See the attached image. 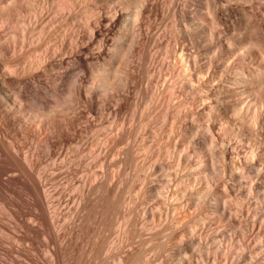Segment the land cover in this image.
I'll return each instance as SVG.
<instances>
[{"label": "rangeland", "instance_id": "rangeland-1", "mask_svg": "<svg viewBox=\"0 0 264 264\" xmlns=\"http://www.w3.org/2000/svg\"><path fill=\"white\" fill-rule=\"evenodd\" d=\"M16 2L0 264H264V0Z\"/></svg>", "mask_w": 264, "mask_h": 264}, {"label": "bare ground", "instance_id": "bare-ground-1", "mask_svg": "<svg viewBox=\"0 0 264 264\" xmlns=\"http://www.w3.org/2000/svg\"><path fill=\"white\" fill-rule=\"evenodd\" d=\"M17 0H0V31L1 32H5V31H3L2 29H3V27L5 26V24H6V22H8V21H10L14 16H15V13H14V8H13V5H15V4H13V2L14 3H17L16 2ZM21 3L20 5H22V8L21 9H23V14L25 15V13L27 12V8L29 7V3H30V0H18V3ZM13 4V5H12ZM66 5V4H65ZM19 9V8H18ZM5 23V24H4ZM0 32V33H1ZM1 35V34H0ZM5 35V34H4ZM3 36V35H2ZM6 36V35H5ZM5 36H3L4 38H5ZM8 37H9V35H7ZM7 36H6V38H7ZM5 38V39H6ZM5 39H3V40H5ZM7 40V39H6ZM8 40H10V39H8ZM7 40V41H8ZM2 41V40H1ZM15 41V40H14ZM14 41H12L13 43H16V42H14ZM10 42V41H9ZM21 42V41H20ZM23 42H24V40H23ZM1 43V42H0ZM11 43V42H10ZM22 43V42H21ZM24 44V43H23ZM1 45V44H0ZM15 45V44H14ZM18 46V45H17ZM8 47H10V46H8ZM15 47L16 46H14L13 47V45H12V48L13 49H15ZM18 47H20V46H18ZM24 47V46H23ZM12 48H10V49H12ZM22 48V47H21ZM3 49V48H2ZM1 48H0V68L2 69V70H11V66H10V64H12V63H8V61L6 62L5 60L4 61H2L3 59V57H5V56H7L6 55V53H9L10 51H8L7 49V51L8 52H6L5 50H2ZM23 49V48H22ZM25 49V48H24ZM11 51H13V53H14V50H11ZM22 52V51H21ZM25 53V51L23 52V54ZM12 54V53H11ZM27 54V53H26ZM26 54L24 55V59L26 58ZM15 55V54H14ZM12 56V55H11ZM16 56V55H15ZM8 57V56H7ZM39 57V56H38ZM29 58V57H28ZM37 58V57H36ZM8 59V58H7ZM11 59V58H10ZM13 59H15V58H13ZM19 59V58H18ZM20 60V59H19ZM26 60H27V58H26ZM41 61V60H40ZM10 62V61H9ZM13 62V61H12ZM16 62H18V61H16ZM21 62V61H20ZM25 62V61H24ZM23 62V63H24ZM15 63V62H14ZM13 63V64H14ZM26 63V62H25ZM12 64V65H13ZM17 64V63H16ZM15 64V65H16ZM19 64V63H18ZM22 64V63H21ZM27 64V63H26ZM13 67V66H12ZM14 67H16V66H14ZM13 67V68H14ZM22 67H23V64H22ZM2 70H0V71H2ZM9 70V71H10ZM6 71V72H7ZM3 72V71H2ZM1 72V73H2ZM7 74V73H6ZM3 75V74H2ZM5 75V74H4ZM11 75V74H10ZM5 77H6V75H5ZM7 78V77H6ZM5 80V79H4ZM6 81V80H5ZM14 82L15 80H10V82ZM11 82V83H12ZM1 83L2 84H4L3 83V77H2V80H1ZM7 83H9V82H6V85H7ZM14 84V83H13ZM17 85V84H16ZM5 86V85H4ZM3 86V88H4V90H6V87H4ZM10 86H13L12 84L10 85ZM10 86H7V88L8 87H10ZM14 87V86H13ZM15 88V87H14ZM13 88V89H14ZM16 88H18V87H16ZM11 90H12V88H10ZM1 90H2V87H1ZM0 90V93H2L3 91H1ZM10 90V91H11ZM19 90L20 89H18V90H13V91H15V93H13V91H11V94L13 95H11L10 93H6L5 91H4V94H5V96H3V95H1L2 97L0 98V108L2 109V110H6V112L4 111V115L6 116V114H8L10 111H12V110H14V111H16V108L17 107H21V109L24 107V103H22V102H24V101H22V99L20 98V95H21V92H20V94H19ZM22 90V89H21ZM18 91V92H17ZM17 93V94H16ZM23 93V92H22ZM3 94V93H2ZM10 94V95H9ZM15 94V95H14ZM24 94V93H23ZM22 94V95H23ZM22 97V96H21ZM22 98H24V97H22ZM26 100V99H25ZM27 101V100H26ZM28 102V101H27ZM26 102V103H27ZM21 105V106H20ZM22 105H23V107H22ZM26 105H28V104H26ZM33 107V106H32ZM37 107V106H36ZM39 107V106H38ZM25 108V107H24ZM24 108L22 109V110H24ZM31 108V107H30ZM33 108H35V107H33ZM0 109V112H3L2 110ZM29 109V108H28ZM37 109V108H36ZM17 110H19L18 108H17ZM21 110V111H22ZM27 110V109H26ZM26 110H24V111H26ZM30 110V109H29ZM40 110V109H39ZM38 110V112H34L35 110H33V113H34V117L35 118H41V116H42V114H41V112ZM14 111H12L13 113H14ZM20 111V110H19ZM20 111V112H21ZM37 111V110H36ZM17 112V111H16ZM44 112V111H43ZM19 113V112H18ZM26 113H29V112H25V116L27 117L28 115H26ZM3 114H0V118L2 119V117L4 116ZM15 114V113H14ZM20 114V113H19ZM24 114V112L22 111V114L21 115H23ZM1 115H2V117H1ZM12 115V114H11ZM33 115V114H32ZM45 115V114H44ZM9 115H7L6 117H8ZM25 116H23L24 118H25ZM10 117V116H9ZM8 117V118H9ZM15 117V116H14ZM20 117H22V116H20ZM29 117V116H28ZM33 117V116H32ZM44 118V117H43ZM42 118V119H43ZM3 119H4V117H3ZM19 119H21V118H19ZM26 120L28 119H30V118H25ZM6 120V119H5ZM8 120V119H7ZM24 119H22V121L21 122H19L20 123V129H21V132L23 133V135H21V137H19L20 138V144H18L19 146H16V144H14V142L15 141H13L11 138V140H9V145H8V142H7V140H8V137L6 136V131H3V132H5V135L4 134H2L3 132H2V130H1V133H0V186L2 185V184H7L8 183V185H11V180H12V177H13V175H11L12 173V171H15L14 169H13V167H15L16 168V166L18 165V167L17 168H19V170L18 169H16L17 171H18V179H19V182H20V179L23 181L22 183H24V185L26 184V182H27V177H29L28 176V174H29V172H27V170H26V167H27V165H28V163H29V161H28V147H27V145H28V140H29V136H30V131H28L27 130V124H28V120H27V123H26V120H25V123H24V121H23ZM4 121V120H3ZM2 120L0 121V122H3ZM39 121V120H38ZM42 122H44V120L42 121ZM9 123V122H8ZM7 123V124H8ZM19 123H18V125H19ZM1 124H3V123H1ZM6 124V125H7ZM10 124V123H9ZM4 125V124H3ZM38 125V124H37ZM43 126V125H42ZM2 127V126H1ZM7 127H8V125H7ZM3 129H5V128H3ZM43 129V128H42ZM41 129V130H42ZM8 131V130H7ZM8 134V133H7ZM9 135H10V133H9ZM15 136V135H14ZM7 139V140H6ZM18 142V143H19ZM17 143V142H16ZM12 147V149H14V151L15 152H17V153H21V157H22V164H21V162H19L16 166H14V164H15V162H13L12 161V158H13V156H14V159H16L15 158V155L17 154H13L14 153V151L11 153V151H10V148ZM26 148H27V150H26ZM13 156H12V155ZM19 156V155H18ZM30 158V157H29ZM19 159V158H18ZM17 160V159H16ZM31 160V159H30ZM25 163H24V162ZM32 161V160H31ZM26 162H27V164H26ZM32 164V163H31ZM35 164V163H34ZM26 167H25V166ZM29 166V165H28ZM31 166V165H30ZM29 166V167H30ZM28 169V168H27ZM9 172L11 173V174H9ZM5 175H6V177H5ZM30 175V174H29ZM14 177H15V175H14ZM14 177H13V179H14ZM16 178V179H17ZM15 179V180H16ZM7 182V183H6ZM14 182V181H13ZM10 183V184H9ZM3 187V190L5 189L4 188V186H2ZM2 187H0V199H2V197L4 196L5 197V193H3L2 192ZM29 187V186H28ZM31 188V187H30ZM3 197V198H4ZM29 198V197H28ZM32 198V197H31ZM31 200V199H30ZM27 201H29V200H27ZM33 201V200H32ZM69 201V200H68ZM72 201V200H71ZM74 201V200H73ZM31 202V201H30ZM29 202V203H30ZM36 202V201H35ZM60 202V201H59ZM62 202V201H61ZM58 203V202H57ZM68 203V202H67ZM0 204H1V201H0ZM35 204H37V203H35ZM60 204V203H59ZM2 205H4L3 203H2ZM39 205V204H38ZM56 207V206H55ZM60 207V206H59ZM62 207V206H61ZM64 207V206H63ZM104 207V206H103ZM68 208V207H67ZM94 208V207H93ZM1 209V208H0ZM93 210V209H92ZM94 210H98V209H96V208H94ZM102 210H104V209H102ZM56 211V210H55ZM91 211V210H90ZM96 212V211H95ZM57 213V212H56ZM101 213V212H100ZM103 213V212H102ZM107 213V212H106ZM58 214V213H57ZM97 214H99V213H97ZM103 214H105V212L103 213ZM105 215H107V214H105ZM103 217H104V215H102ZM54 217V216H53ZM59 217V216H58ZM100 217V216H99ZM101 218V217H100ZM105 218V217H104ZM103 218V219H104ZM50 219H52V218H50ZM89 219V218H88ZM92 219V218H91ZM106 219V218H105ZM58 221V220H57ZM89 222V221H88ZM91 222V221H90ZM58 223V222H57ZM95 223V222H94ZM97 223V222H96ZM108 223H110V222H108ZM59 224V223H58ZM102 224V223H101ZM95 225V224H94ZM103 225V224H102ZM93 226V225H92ZM99 226V225H98ZM97 226V227H98ZM55 227H56V225H55ZM64 227V226H63ZM88 227V226H87ZM86 227V228H87ZM95 227V226H94ZM105 227V226H104ZM53 228V227H52ZM93 228V227H92ZM100 228V227H99ZM57 229V228H56ZM55 229V230H56ZM87 229H89V230H91L90 228H87ZM97 229V228H96ZM52 230V229H51ZM88 230V231H89ZM95 230V229H94ZM101 230H102V228H101ZM92 232V231H91ZM95 232V231H94ZM98 232V231H97ZM96 232V233H97ZM101 232V231H100ZM104 232V231H103ZM49 233V232H48ZM51 233V232H50ZM52 233H54V232H52ZM88 233V232H87ZM99 233V232H98ZM57 234V233H56ZM92 234V233H91ZM102 234V233H101ZM104 234V233H103ZM103 234H102V236H103ZM87 236V235H86ZM96 236V235H95ZM90 237V236H89ZM88 237V238H89ZM99 237H101V236H99ZM57 238V237H56ZM83 238V237H82ZM85 238V237H84ZM83 238V239H84ZM92 238V237H91ZM102 238V237H101ZM104 238V237H103ZM53 239V238H52ZM94 239V238H93ZM93 239H91V240H93ZM48 240H50V238H48ZM96 240V239H95ZM103 240V239H102ZM78 241V240H77ZM48 242V241H47ZM50 242V241H49ZM82 242V241H81ZM103 242H105V241H103ZM45 243V242H44ZM54 243V242H53ZM59 243V242H58ZM93 243V242H92ZM57 244V243H56ZM105 243H103V244H100L99 246H98V248H95V247H93V248H95L96 249V253L95 254H93V257L91 256L90 258H89V256H87V253H86V256H85V249H84V251H82V250H80L79 251V249H82L81 247L80 248H77V249H73L72 251L70 250H64V248H63V250H64V252L62 251L61 252V250L62 249H58V248H56V250L54 251V254H56L55 256L53 255V254H50L51 256L53 255L54 256V259H55V257L57 256V260H56V262H55V264H97L96 262H98V260L97 259H99V258H97V256L99 257L103 252H104V250L103 249H105V245H104ZM83 245V244H82ZM88 245H91V244H88ZM94 245V244H93ZM107 245V244H106ZM42 246V245H41ZM49 246V245H48ZM73 246V245H72ZM86 246V245H85ZM77 247V246H76ZM107 247V246H106ZM43 248V247H42ZM51 248H53V247H51ZM92 248V247H91ZM48 249V248H47ZM46 249V250H47ZM60 250V251H58V250ZM107 249V248H106ZM43 250V249H42ZM94 250V249H93ZM48 252H49V250H47ZM46 251V252H47ZM106 251V250H105ZM47 252V253H48ZM50 253V252H49ZM90 253V252H89ZM46 254V253H45ZM104 255V254H103ZM46 256V255H45ZM101 257V256H100ZM89 258V259H88ZM53 259V260H54ZM122 259V258H121ZM101 260V259H100ZM119 260V259H118ZM115 261V260H114ZM113 261V262H114ZM54 262V261H53ZM104 262V261H103ZM118 262V261H117ZM52 263V262H51ZM116 263V262H115ZM119 263V262H118ZM117 263V264H118ZM23 264H26V261H24L23 262ZM34 264H35V261H34ZM102 264H112V263H109V262H104V263H102ZM123 264V263H122Z\"/></svg>", "mask_w": 264, "mask_h": 264}]
</instances>
